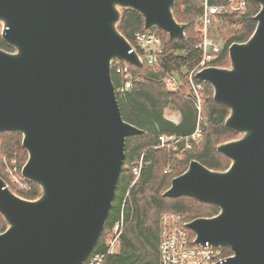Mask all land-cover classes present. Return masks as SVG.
Returning a JSON list of instances; mask_svg holds the SVG:
<instances>
[{"label": "water", "instance_id": "water-1", "mask_svg": "<svg viewBox=\"0 0 264 264\" xmlns=\"http://www.w3.org/2000/svg\"><path fill=\"white\" fill-rule=\"evenodd\" d=\"M175 0H0V132L22 133V173L41 187L36 198L3 187L0 264H82L109 216L125 159L126 138L143 131L120 108L111 63L143 62L118 28L122 7L170 38H184ZM256 26L228 47L230 65L196 77L230 109L224 124L242 135L219 143L226 169L193 158L165 196L188 195L219 207L190 219L196 242L228 245L223 264H264V0Z\"/></svg>", "mask_w": 264, "mask_h": 264}, {"label": "trees", "instance_id": "trees-1", "mask_svg": "<svg viewBox=\"0 0 264 264\" xmlns=\"http://www.w3.org/2000/svg\"><path fill=\"white\" fill-rule=\"evenodd\" d=\"M204 0H175L173 12L176 19L186 23L184 38H170L168 33L157 26L163 52L160 60L149 65H132L139 72L132 86L125 93H118L123 117L143 129L126 138L125 159L117 181L115 197L104 229L93 250H103L105 239L121 211L125 215V226L117 251L107 255L104 264H159L158 240L160 215L164 211H178L187 219L197 216H211L219 207L203 202L195 197L183 195L165 196L163 192L171 183L172 177L187 168L191 159L196 158L212 169H226L231 159L217 150V145L235 138L239 131L225 126L224 121L230 109L213 97V86L205 81L203 95V120L200 121L201 137L193 141L181 157L170 147L159 146L161 133L189 135L194 132L198 111L188 96V72L200 59L197 43L201 39L196 29V21L202 11ZM210 3H223L226 0H208ZM260 4L257 0H247L244 11L223 14L212 26L210 37L221 45L214 65L228 66V47L234 41L246 40L256 26L255 13ZM120 31L133 43L137 31L145 30L144 16L131 7H122L118 21ZM0 47L13 50V47L0 38ZM115 87L122 82L119 73L112 70ZM166 109L174 111L176 117H168ZM183 143H180L182 146ZM15 157L19 165L27 159V151L22 146V133L14 130L0 132V157ZM142 157V168L137 180L134 179L132 165ZM171 164L170 170H165ZM1 169V166H0ZM26 198H36L41 187L31 181V189L19 190ZM0 220L7 222L0 213ZM190 235L193 231L189 229ZM225 252L232 253L225 245Z\"/></svg>", "mask_w": 264, "mask_h": 264}, {"label": "built area", "instance_id": "built-area-1", "mask_svg": "<svg viewBox=\"0 0 264 264\" xmlns=\"http://www.w3.org/2000/svg\"><path fill=\"white\" fill-rule=\"evenodd\" d=\"M246 6L247 0H226L223 3L203 1L201 14L195 24L196 29L201 34V39L197 43V47L201 52L200 59L188 72V96L194 102L198 111L197 125L194 132L189 135L161 133L159 135V146L168 145L176 148L180 143L190 145L191 139L201 132L200 121L203 119L205 81L197 78L196 72L205 66L214 65L213 61L218 57L221 49V45L214 42L210 37L211 28L222 18L223 14L232 11H244ZM5 28L6 25L0 19V38L3 40ZM131 44L130 51L135 50L143 64L146 62L149 65H154L160 60L163 46L161 37L155 30L147 28L137 31L134 42H131ZM132 65L135 64L125 59L114 58L112 60L111 69L119 73L122 79V82L116 86V92L125 93L132 86L134 80L138 78L139 72ZM142 162L143 159L140 157L132 165L134 175L132 183L140 175ZM0 166V177L4 180L3 187H8L20 196L22 195L19 194V190L31 189V180L23 175V165H19L17 158L2 155ZM189 220L178 211H164L161 213L158 240L159 264H223L231 254L225 252V245L213 244L208 241L205 243L196 242L195 233L193 232L192 236L189 232L190 228L187 225ZM7 226L8 223L4 225L3 221L0 220V232L4 231ZM124 226L125 215L121 211L107 234L105 248L103 250H92L82 264H104L107 255L117 251Z\"/></svg>", "mask_w": 264, "mask_h": 264}, {"label": "rangeland", "instance_id": "rangeland-1", "mask_svg": "<svg viewBox=\"0 0 264 264\" xmlns=\"http://www.w3.org/2000/svg\"><path fill=\"white\" fill-rule=\"evenodd\" d=\"M122 9V8H121ZM167 112H168V114H171L172 113V110H170V109H168L167 110ZM172 117H174V116H172ZM203 119H201V121H202ZM201 126V125H200ZM201 133L202 132H200L199 134H197L195 137H193L192 139H191V141L190 140H188V141H190V145H188V144H185V143H183V145L182 146H176V148L175 147H173V146H166V147H170V148H172V149H174L175 151H177V154H176V158L177 157H181V155L185 152V150L186 149H188L191 145H192V143H193V141L195 140V141H198L199 140V138L201 137ZM242 135V133L241 132H238L237 134H236V136H235V138H238V137H240ZM232 139H234V138H232ZM230 140V139H229ZM189 164V163H188ZM188 166V165H187ZM171 169V164H168L167 166H166V171L167 170H170Z\"/></svg>", "mask_w": 264, "mask_h": 264}, {"label": "crops", "instance_id": "crops-1", "mask_svg": "<svg viewBox=\"0 0 264 264\" xmlns=\"http://www.w3.org/2000/svg\"><path fill=\"white\" fill-rule=\"evenodd\" d=\"M167 110H168V109H166V115H167L168 117L172 118V116H174V117L177 118V115H176V113H175L174 111H172L171 114H168ZM174 117H173V118H174Z\"/></svg>", "mask_w": 264, "mask_h": 264}]
</instances>
